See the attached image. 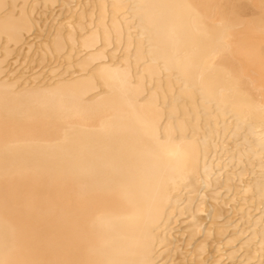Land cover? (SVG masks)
Here are the masks:
<instances>
[{
	"label": "bare ground",
	"instance_id": "obj_1",
	"mask_svg": "<svg viewBox=\"0 0 264 264\" xmlns=\"http://www.w3.org/2000/svg\"><path fill=\"white\" fill-rule=\"evenodd\" d=\"M221 261L264 264V0H0V264Z\"/></svg>",
	"mask_w": 264,
	"mask_h": 264
},
{
	"label": "rangeland",
	"instance_id": "obj_2",
	"mask_svg": "<svg viewBox=\"0 0 264 264\" xmlns=\"http://www.w3.org/2000/svg\"><path fill=\"white\" fill-rule=\"evenodd\" d=\"M48 17H49V15H48ZM45 22H46V20H45ZM48 22H49V25H50L51 22H50V21H48ZM49 25H48V26H49ZM46 34H47V31L45 32L44 36H46ZM32 37L34 38V37H35V34H33ZM35 39H36V40H35ZM43 39H44V38H41V39H40V38H36V37H35V38L33 39V41H34V42L36 41L37 45H39V44H41V42L44 41ZM27 51H28V50H27V48H26V49L24 50L23 53H25V55H26V52H27ZM32 51H33V52H31V54H34V51H36V47H35ZM17 54H18V53H16V54L14 55V58H15V56H16ZM18 55H19V54H18ZM18 55H17L16 57H17L18 59L20 58V59H19V62H20L21 64L16 63V61H15L13 64H14V65L16 64V66L18 65L17 67H20V65H22V66L19 68L20 70H18V68H17V70H18L19 72H21V73H22V72H25V71L27 70V72L30 71V72H28L29 74H30V73L32 74V72H34L32 75H36V74H39V72H40V73L44 72L43 70H46L47 67H49L48 65H47V66L45 65V67H44V66H42V67H37V66H38V63H37V64H36V63H34V64H29L28 61H27V63H24V64H23V60H22L23 58H22V57H24L25 55L22 54L23 56L20 55V57H18ZM21 56H22V57H21ZM14 58L12 59V62H13L15 59L17 60V58H15V59H14ZM24 60H26V56L24 57ZM29 61H30V60H29ZM26 64H27V65H26ZM32 65H33L34 67H31V69L34 70V71H32L30 68H28L29 66H32ZM60 65H61V64H60ZM60 65H58L57 67H61ZM16 66H14V67H16ZM26 66H28V67H26ZM52 66L54 67V66H56V64L51 65L50 68H48V69L50 70V72H51ZM22 67H23V68H22ZM36 67H37V68H36ZM26 68H27V69H26ZM43 68H44V69H43ZM54 68H55V67H54ZM54 68H53V69H54ZM25 69H26V70H25ZM28 69H29V70H28ZM35 69H37V70H35ZM41 69H42V70H41ZM49 70L46 71V72H47V73H50ZM36 71H38V72L36 73ZM41 71H42V72H41ZM35 73H36V74H35ZM31 74H30V75H31ZM183 220H184V219H180V222L178 221L179 224H176V225H177V228L175 227V231H174L175 233H174V235H176V234H178V232L182 231L181 229H179L180 227H181V228H184L183 226H184L185 224H183V222H184ZM178 222H177V223H178ZM181 222H182V223H181ZM184 223H185V222H184ZM182 224H183V225H182ZM178 229H179L180 231H179ZM177 231H178V232H177ZM209 255L211 256V254H208L207 257H210ZM189 257H190V256H188V258H189ZM186 260H187V258H186ZM222 262H223V261H221L220 263L223 264ZM220 263H219V264H220ZM174 264H177V263H174Z\"/></svg>",
	"mask_w": 264,
	"mask_h": 264
}]
</instances>
